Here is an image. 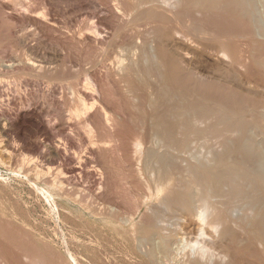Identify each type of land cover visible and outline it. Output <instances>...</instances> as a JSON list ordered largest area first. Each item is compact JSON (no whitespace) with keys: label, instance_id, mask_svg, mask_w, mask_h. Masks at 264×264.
I'll return each mask as SVG.
<instances>
[{"label":"bare ground","instance_id":"1","mask_svg":"<svg viewBox=\"0 0 264 264\" xmlns=\"http://www.w3.org/2000/svg\"><path fill=\"white\" fill-rule=\"evenodd\" d=\"M112 2L102 6L112 14V20L102 15L104 11L94 12L90 25L83 27L78 43H74L89 61L85 60L83 82L68 84L77 97L74 114L78 122L103 132L110 144L92 142L91 156L73 153L71 158L78 164L70 168L69 175L53 171L55 176L47 183L61 190L68 176H82L86 171L99 185L98 195L130 216V221L144 206L142 221L135 223L132 233V252L141 256L143 264H264V0ZM129 29L132 32L123 34L122 41L129 43L123 45L122 56H103L99 62L91 57L95 47L108 43L110 30L121 33ZM69 41L58 39L56 43L65 57L76 50ZM28 64L43 71L42 63L30 60ZM215 66L235 68L236 79L230 82L229 73L227 79L216 76L211 70ZM136 80L142 87H137ZM121 86L139 102L140 116L125 110L128 105L116 95ZM64 117L59 129L67 127ZM126 121L140 123L127 142L118 134ZM59 146L53 148L56 153ZM93 155L100 164L99 176L97 167L88 168ZM39 174L45 175L44 170ZM137 179L145 187L136 193L131 185ZM117 183L122 191L115 187ZM155 239L160 242H155L158 248L153 251L150 245ZM52 260V264H72L63 257ZM33 262L48 264L39 256ZM83 262L75 259V264Z\"/></svg>","mask_w":264,"mask_h":264},{"label":"rangeland","instance_id":"2","mask_svg":"<svg viewBox=\"0 0 264 264\" xmlns=\"http://www.w3.org/2000/svg\"><path fill=\"white\" fill-rule=\"evenodd\" d=\"M101 1L102 0L99 1L100 3H89L88 0H0V227L2 225V228H0V251L2 250L0 252V264H35V262H33L35 256H39V258L42 259L46 258L48 264L53 261L52 257H63V259L72 264H75V259L79 260L81 263L84 261L85 263L83 262V264H143L141 256L132 252V243L134 241V234L132 233H135L133 230H135L136 225L142 221L140 217H143L145 210L144 206H142L140 210L135 211V214L132 215L133 221H130V216H126L125 213L119 212L116 208H113L115 207L114 205L98 195L100 190L99 185L95 184L92 175L90 176V174H88L89 172L87 173L86 171L83 173L84 176H79L78 174L72 175L74 177L71 175L68 176L61 190L54 189L47 183L56 173H61V176L69 175L71 171L70 168L77 163L71 158L75 153H78V156L85 154L91 156L92 152L90 148L93 144L92 142L97 146H103L107 143L110 144L104 137L103 132H97L94 128L91 129V127L78 122L79 120H77V116L74 114L78 104L77 97L74 90L69 86L74 82L80 83L84 80L83 70L89 59L84 55V50L75 48L77 47L75 44L78 43L77 41L83 33V27L90 25L91 14L94 12L101 14L102 12L100 13V11H104L102 6L104 7L108 0ZM112 1L113 0H111V3H113ZM96 3L101 6H98ZM87 13L90 14L88 15ZM102 15H109L107 17L112 20V14L110 12L104 11ZM110 31L112 32L110 39L108 43L104 45L106 49L104 46L95 47L91 53V57L92 55L95 56L94 59H96L97 62L102 60L103 56L106 58L122 56L126 48L124 46L129 43V41H126V44L123 42L125 40L123 34L125 32H132V29L121 31V33H118L116 30ZM133 31L136 33L135 28ZM58 39H64L67 43L70 42L69 40H72V43H75L72 47L76 50L71 52V55L68 56L69 58L65 57L64 54L59 51V47H57L56 44ZM116 45L119 48L122 46L120 50ZM107 48L110 50L107 51ZM108 53L110 55L112 53L113 56L108 55ZM30 60L31 62L35 61L42 63L44 65L43 71L34 70L29 66L30 64L28 63H30ZM215 68L213 67L211 70L214 74L217 73L216 76L224 79L229 78L230 82L236 79V73L234 74L236 71L235 68L228 69L224 66H215ZM214 69L215 71H213ZM42 72H46V74ZM61 72L65 73L66 76L63 73L61 74ZM136 81L137 87H142L140 81ZM237 83L234 82L233 84ZM122 88L121 86L119 93L115 90V94L117 93V97H122V104L126 102L125 104L128 105L126 107H128L129 110L124 107L125 105H123V108H126L125 110L128 112L131 111L134 113L135 117H137V115L140 116V109L137 108L139 102L137 100L135 101L132 97L130 98L131 93L127 92L125 87ZM126 93H128L127 96L129 98L124 96ZM119 94H123V96ZM63 113L67 119L64 117ZM6 117L9 118L6 119ZM61 117H64L65 121L67 120V127L64 129H59L58 127V124L61 122ZM139 124L138 121H135V123H130L129 121L123 122L118 134L127 142L130 139L131 132L135 130L136 126ZM47 134H49V136H47ZM54 145H60L58 148L60 152L58 150V153L55 152L53 149L55 148ZM69 147L72 149H68ZM68 150L70 152H68ZM60 153L61 155L59 156ZM67 153H69L70 156ZM96 158L97 157L93 158V162L88 168L95 167L96 169L97 167V175L99 176L101 173L99 170L100 164ZM125 158L126 157H123L124 160ZM56 161L58 162L56 163ZM60 165L63 168H60ZM41 170H44L45 175H36L38 171ZM62 170L67 174L62 172ZM138 182V179L137 181L134 180L131 185L133 187L132 190L136 193L139 192V190L142 191L145 187L142 182ZM115 185V187L118 188V183ZM118 189L120 191L122 188ZM90 194L93 196L92 198ZM126 200L130 201L131 199ZM124 204V206H126L128 203ZM127 206H129V204ZM121 216L123 218H121ZM127 220L128 222L124 225ZM3 227H5V231ZM22 229H24V231ZM86 229H89L92 234ZM30 233L33 236H31ZM27 234L30 236L29 239ZM92 236L93 238H91ZM40 239L42 241H40ZM43 239L46 242H44ZM32 240L33 242L31 243L30 241ZM89 241H92V243ZM158 241L160 242L158 239L157 241L156 239L152 241L150 246L153 251L158 248V244L155 243H158ZM153 242L156 246L153 245ZM26 245L29 246V248ZM175 245H172L173 249L177 247ZM132 254L134 255L132 256ZM107 255H110V257ZM157 256V259L159 258L158 260H160V256Z\"/></svg>","mask_w":264,"mask_h":264}]
</instances>
